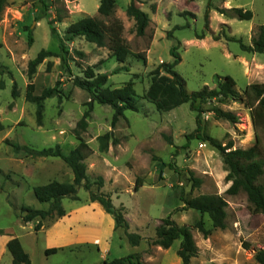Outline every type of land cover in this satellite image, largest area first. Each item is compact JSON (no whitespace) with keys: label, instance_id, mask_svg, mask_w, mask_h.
I'll list each match as a JSON object with an SVG mask.
<instances>
[{"label":"rangeland","instance_id":"obj_1","mask_svg":"<svg viewBox=\"0 0 264 264\" xmlns=\"http://www.w3.org/2000/svg\"><path fill=\"white\" fill-rule=\"evenodd\" d=\"M45 1L47 7L43 10L40 0H5L0 13V264H12L6 242L13 236L20 240L31 264H104L132 252H140L144 264H181L177 255L179 239L167 249L151 243L156 227L168 215L191 228L197 252L190 264H258L254 253L264 248V214L248 201L244 191L227 192L231 181L226 179L228 170L217 147L196 136L186 138L193 133L199 113L201 134L222 145L232 141V148L244 149L253 146L258 135V150L264 158V131L254 127L250 108L243 101L214 97L198 101V111L192 110L189 102L162 111L145 94L150 72L161 62L174 60L173 46L180 57L174 69L183 77L188 92L205 85L214 88L216 75L231 76L240 92L247 84L264 82V53L243 51L238 41L231 40L251 44L258 26L264 23V0H132L149 15L143 35L135 34L134 20L125 12L131 0H115L113 15L123 24L122 36L131 54L120 63L107 46H97L82 36L64 40L67 69L60 68L59 57L50 56L37 66L31 78L35 94L55 84L58 89L57 94L44 100L38 122L35 103L25 99L27 63L42 48L59 52L58 39L51 35L48 20H53L57 35L62 38L67 26L81 17L107 20L98 15L100 0ZM231 7L251 10V19L238 20L218 11ZM186 11L192 15L183 14ZM58 16L61 20H57ZM135 53L143 54L145 61ZM122 66L127 70L112 72ZM89 68L94 72L92 79L84 76ZM103 74L107 81L100 89L131 83L138 109L124 110L111 126L112 107L94 101L82 130L77 122L88 109L90 93L73 80H98ZM14 83L16 97L12 96ZM217 108L232 111L237 120L217 117ZM76 129L92 150L85 160L87 176L91 181L102 177L99 191L110 196L114 207L122 209L128 231L141 235L138 245L128 243L124 230L114 227L113 217L98 202L94 201L100 210L92 207L88 192L82 187L78 188V199L63 198L61 204L65 214L70 208L79 210L82 227H100V242L82 243L72 251L59 247L62 250L46 255L44 250L56 235L41 230L42 226L34 230L39 216L22 222V206L47 207V203L35 198L34 186L53 179L71 181L73 175L60 158L16 153L6 140L38 149L58 144L68 152L78 142ZM107 131L113 132L118 143H109L106 152H99L97 136ZM136 177L141 179L138 189L134 188ZM193 178L200 180L198 185ZM261 182L264 184V175ZM199 194H218L226 201L224 228H214L205 213L181 208V195L189 198ZM56 219L45 218L41 222L47 225ZM199 219L210 229L207 236L194 226Z\"/></svg>","mask_w":264,"mask_h":264},{"label":"trees","instance_id":"obj_2","mask_svg":"<svg viewBox=\"0 0 264 264\" xmlns=\"http://www.w3.org/2000/svg\"><path fill=\"white\" fill-rule=\"evenodd\" d=\"M43 5V10L47 4L45 0H40ZM5 5V0H0V13ZM115 0H100L97 7L98 15L107 18L104 20L99 16H84L80 19L71 22L65 32V38L59 37L52 24L53 20H48V26L52 36L57 37L59 52L55 53L48 49H41L36 56L30 59L27 63V76L29 82L26 85L25 99L33 102L36 105V119L39 122L43 115L44 100L58 93L57 84L42 90L40 94H35V86L31 81L32 76L36 72L37 66L47 57L57 56L60 59V68L67 69L66 55L68 50L64 40H71L75 36H82L86 41L96 44L97 46H107L111 51V55L122 63L126 57L131 54V51L122 36L123 24L120 19L115 17ZM208 4L205 12V21L208 18ZM218 11L226 17H234L238 20H249L252 17L251 10L240 7L220 8ZM125 12L127 16L134 20V31L136 35H143L149 23V15L146 11L136 6L131 0L126 6ZM190 14V12H183ZM45 17V15H42ZM61 20V17H57ZM206 23V22H205ZM207 24V23H206ZM168 32V36L170 35ZM201 38V35H198ZM31 39V38H29ZM214 39H218L215 37ZM238 41L240 48L246 52L264 53V23L258 26L257 34L252 39L251 44L246 45L240 39L231 38ZM175 46L171 48L174 60L169 63L161 62V64L150 72V84L146 91V97L154 104L157 110H170L182 103L189 102L192 110L198 111L196 103L198 101H206L214 97H222L232 101H243L250 108V116L254 127L257 130L264 131V82L250 83L240 92L235 87V81L229 75H216L215 87L209 88L203 86L198 90L188 92L185 88L183 77L174 69V66L180 60L178 54L174 52ZM134 56L145 61V56L141 53H135ZM50 63H47V69ZM127 70L125 67L115 68L112 72L119 70ZM84 76L88 79L94 77V72L91 68L84 71ZM107 81L105 74L96 80L85 81L77 77L73 82L76 86L87 90L90 93V100L87 102L88 109L84 112L81 119L77 122V127L84 130L86 127V118L92 109V103L95 101L100 104H108L112 107L113 113L111 117V126H114L118 119L123 116L126 109L137 111L138 107L135 101V91L131 83L120 88H105L100 89ZM18 90L16 84H13L12 96L16 97ZM216 116L225 118L231 122L237 120V115L232 111L215 109ZM201 121L199 113L196 115V127L193 133L186 136L208 141L213 146L217 147L222 152V160L228 170L226 179L231 181L227 189L228 193L235 194L242 190L246 193L247 199L254 206L259 208L264 214V184L261 178L264 175V158L260 156L258 150L259 138L256 136V142L248 148H232V141H228L224 145L216 141L212 137L201 134ZM3 125L0 122V131ZM80 130L76 129L77 144L68 152H64L61 147L56 144L53 147L33 148L25 144H18L6 140L11 145L16 153L22 151L30 156L58 157L63 160L71 169V181L50 180L45 184L36 185L33 187L35 198L42 203H47L45 209H36L29 206L21 207V220L27 223L39 216L40 220L35 224L34 230H39L42 226V219H56L65 214V210L61 204L63 198L78 199V188H83L88 192V199L91 202H98L105 212L110 214L114 220L115 228H122L127 241L130 245L136 246L142 240V237L137 232L128 231V222L125 219L122 209L113 206L110 196L99 191L103 185V179L99 175L93 181L86 174V158L92 153L88 143L79 134ZM98 151L106 152L109 143L115 145L118 139L114 137L112 131H107L97 136ZM170 165V164H169ZM196 185L200 180L193 178ZM141 184V179L136 177L134 188L138 189ZM94 187V189H93ZM182 209H195L202 214H207L214 228L225 227L226 217V201L218 194H199L197 196L183 198ZM194 226L202 232L204 236L210 233V229L204 226V223L199 219ZM179 239V247L177 255L181 260V264H190V258L195 256L197 247L195 245L191 228L185 224H178L170 215L164 217L161 223L155 229V236L152 239V244L163 249L169 248L173 241ZM6 247L12 256V264H31L28 253L24 250L18 237L13 236L6 242ZM245 247V246H244ZM59 247H49L44 250L46 255L55 253ZM254 260L258 264H264V248H259L254 253ZM104 264H144L140 252L128 253L125 256L112 258L110 261H105Z\"/></svg>","mask_w":264,"mask_h":264},{"label":"crops","instance_id":"obj_3","mask_svg":"<svg viewBox=\"0 0 264 264\" xmlns=\"http://www.w3.org/2000/svg\"><path fill=\"white\" fill-rule=\"evenodd\" d=\"M92 203V207H94V209L96 208L100 210L98 203ZM71 209L72 208H70L65 215L54 220L52 223L42 225L41 230L46 229V233L56 235V238H54L55 240L49 243L47 248L62 247V249L66 248L68 251H72L75 247L81 245L82 243H96L101 241L100 236H102L103 233L100 227L93 229L89 227H82L80 217L78 216L79 210L74 209L71 211ZM109 223L112 226L110 220Z\"/></svg>","mask_w":264,"mask_h":264},{"label":"built area","instance_id":"obj_4","mask_svg":"<svg viewBox=\"0 0 264 264\" xmlns=\"http://www.w3.org/2000/svg\"><path fill=\"white\" fill-rule=\"evenodd\" d=\"M199 144H200V146L204 145V143H199Z\"/></svg>","mask_w":264,"mask_h":264}]
</instances>
